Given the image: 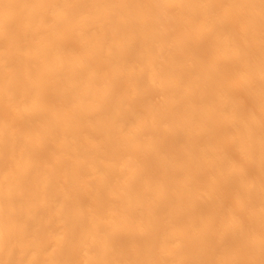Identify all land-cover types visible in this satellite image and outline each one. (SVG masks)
Instances as JSON below:
<instances>
[{"label": "bare ground", "instance_id": "1", "mask_svg": "<svg viewBox=\"0 0 264 264\" xmlns=\"http://www.w3.org/2000/svg\"><path fill=\"white\" fill-rule=\"evenodd\" d=\"M0 264H264V0H0Z\"/></svg>", "mask_w": 264, "mask_h": 264}]
</instances>
